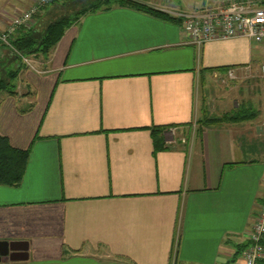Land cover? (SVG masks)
<instances>
[{
	"label": "crops",
	"instance_id": "1",
	"mask_svg": "<svg viewBox=\"0 0 264 264\" xmlns=\"http://www.w3.org/2000/svg\"><path fill=\"white\" fill-rule=\"evenodd\" d=\"M35 1L0 0V30ZM188 39L181 22L100 8L22 74L28 94H1L0 134L29 155L20 183L0 184L14 249L0 264H244L264 202V92L226 89L216 68L264 63L245 38ZM236 109L247 117L206 121Z\"/></svg>",
	"mask_w": 264,
	"mask_h": 264
},
{
	"label": "built area",
	"instance_id": "2",
	"mask_svg": "<svg viewBox=\"0 0 264 264\" xmlns=\"http://www.w3.org/2000/svg\"><path fill=\"white\" fill-rule=\"evenodd\" d=\"M54 0H36L29 8L17 13L0 30V43L14 50L11 40L23 26L32 25L43 6ZM201 6L191 12L176 13L182 28L188 34L187 44L200 47L213 40L245 38L264 44V0H200ZM24 63L29 64L25 56ZM249 68V66L247 67ZM236 69L228 68L226 76L232 78ZM259 70L264 72V65ZM244 264H264V202L248 232V243L242 252Z\"/></svg>",
	"mask_w": 264,
	"mask_h": 264
},
{
	"label": "trees",
	"instance_id": "3",
	"mask_svg": "<svg viewBox=\"0 0 264 264\" xmlns=\"http://www.w3.org/2000/svg\"><path fill=\"white\" fill-rule=\"evenodd\" d=\"M56 0H54L53 3ZM82 3V0H76ZM130 7L163 20H172L181 22V18L173 16L167 12L157 9L153 6L142 3L138 0H95L94 3L82 5V7L73 13L56 14L47 20L40 29L34 28L32 25L20 27L11 40V45L14 50L11 51L13 56H29L35 54L47 55L52 47L60 40L65 30L71 25L75 24L79 18L88 13L96 11L100 8H110L113 4ZM49 5V4H48ZM43 6L47 8V6ZM5 45L0 43V47ZM6 47V46H5ZM8 48V47H7ZM18 68V67H17ZM230 66L217 67L216 69L224 72ZM19 70L7 72L5 78H0V95L2 93L8 95H15L14 84L11 82L18 75ZM239 109L233 112L225 113L221 117L207 118V122H222L233 121L246 118ZM29 155L28 149H19L13 147L9 139L5 135L0 134V184L17 185L22 180ZM246 247V246H245Z\"/></svg>",
	"mask_w": 264,
	"mask_h": 264
},
{
	"label": "rangeland",
	"instance_id": "4",
	"mask_svg": "<svg viewBox=\"0 0 264 264\" xmlns=\"http://www.w3.org/2000/svg\"><path fill=\"white\" fill-rule=\"evenodd\" d=\"M139 1V0H138ZM162 1V0H159ZM175 7L180 10L181 12L189 11L195 3L196 0H172ZM54 2V1H53ZM51 2L47 8L48 10V17L49 19L51 17H54L56 14H68L73 13L74 11L80 9L82 5H88L91 3H94L95 0H82V3L77 2L76 0H56V3ZM145 3V2H142ZM147 4V3H145ZM116 5L115 3L111 4ZM149 5V4H147ZM152 6V5H150ZM154 7V6H153ZM158 9V8H157ZM9 51H12L10 48H8ZM252 52L254 54V63H264V44L260 43H253L252 44ZM9 53L7 50H0V78H5L7 75V72L13 71L15 69H18V75L17 77L12 80L11 82L14 84V90L16 92V95H18V98L23 97L25 94H28L26 92L28 85L26 84L25 79L23 78L22 74L26 72V70L35 71L40 68L41 65V56L42 54H35V55H29L25 56L29 60V64H26L23 62V60L20 57L12 56L13 59H10ZM264 65V64H263ZM18 67V68H17ZM225 72V73H224ZM223 73L224 81L221 82V86L229 88V90L236 91L242 90L243 96L246 95L248 99L254 100L253 97H248L247 94L250 92L249 90H255L257 91V88L259 91L264 92V85L259 86L261 84H264V72L260 71L256 67L251 68H245L240 67L237 68L234 72V76L232 78H229L226 76V70ZM221 77V76H220ZM240 93V92H239ZM3 94V93H2ZM250 95V94H249ZM264 97V96H263ZM0 98H2V95H0ZM22 100V99H21ZM264 100V98L262 99ZM24 100L21 102L23 103ZM241 101V100H240ZM239 102V101H238ZM264 106V104H263Z\"/></svg>",
	"mask_w": 264,
	"mask_h": 264
},
{
	"label": "water",
	"instance_id": "5",
	"mask_svg": "<svg viewBox=\"0 0 264 264\" xmlns=\"http://www.w3.org/2000/svg\"><path fill=\"white\" fill-rule=\"evenodd\" d=\"M12 245L13 244L10 242H0V257L3 255H8L10 250H14ZM20 251H27V248H23Z\"/></svg>",
	"mask_w": 264,
	"mask_h": 264
}]
</instances>
